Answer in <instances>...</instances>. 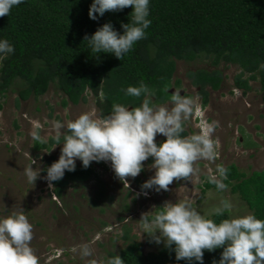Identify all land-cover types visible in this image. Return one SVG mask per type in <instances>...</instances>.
<instances>
[{"label": "trees", "instance_id": "16d2710c", "mask_svg": "<svg viewBox=\"0 0 264 264\" xmlns=\"http://www.w3.org/2000/svg\"><path fill=\"white\" fill-rule=\"evenodd\" d=\"M90 3L91 0H23L8 15L0 16V38L14 47L13 53L0 61V100L15 93V108L19 109L21 103L38 101L52 87L61 96L63 108L85 104L91 97L97 116H105L113 103L139 104L140 98L125 96L121 89L136 86L141 79L154 90V102L166 104L172 91L181 89V82L174 80L177 63L206 61L208 69L188 71L185 76L197 89L202 108L208 105L210 93L218 92L224 84L221 66L236 68L238 74L233 76L232 86L243 96L252 91L250 83L257 82L264 104V70L258 69V63L264 61V0H150L151 24L145 29L146 36L121 59L111 53H91L83 38L105 22L122 32L120 25L128 22L131 6L106 11L92 20L88 17ZM181 135H190L185 123ZM56 143V139L47 143L34 140L35 157L41 151H50ZM255 147L252 142L244 145L246 149ZM53 161L54 157H50L46 166ZM226 168V189L239 197L249 212L264 219V169L246 175L234 165ZM90 182H95L98 189L96 202L104 200L105 184L90 164L87 168L76 164L74 171L66 170L60 180L52 182L53 195L61 199L70 186L85 187ZM142 183L135 181L140 190ZM204 187L216 189L207 180ZM227 216V212L223 216L213 214L210 219L219 222ZM130 233L124 225V247L118 255L125 264H189L183 259L177 261L174 252L165 246L144 255L143 245ZM221 251L222 248L205 250L203 264L218 260Z\"/></svg>", "mask_w": 264, "mask_h": 264}, {"label": "clouds", "instance_id": "9594fccd", "mask_svg": "<svg viewBox=\"0 0 264 264\" xmlns=\"http://www.w3.org/2000/svg\"><path fill=\"white\" fill-rule=\"evenodd\" d=\"M22 2L0 0V16L8 15ZM149 3L150 0H91L88 17L92 20L106 11H119L128 6L132 9L128 22L120 25L122 32H118L111 22H105L90 36L85 34L83 41H87L91 53H111L117 59L126 55L137 41L146 36L145 29L151 24ZM13 51V45L0 38V61ZM258 69L264 70V61L258 63ZM181 90L174 89L166 104H158L153 100L154 90L141 79L136 86L128 85L121 89L125 96L140 98L136 106L113 103L105 116H97L93 108L74 119L52 121L57 141L55 146L61 144L59 157L42 169L30 156L23 169L27 182L34 184L38 178L44 179L49 194L56 199L52 182L60 180L66 170L74 171L79 160L84 168L95 161L128 186L126 178L136 177L145 167L142 162L149 158L151 163L148 167L154 172L141 184L142 190L167 191L174 180L191 181L199 172L195 167L196 161H212L216 157L218 148L212 136L216 122L197 116L193 123L198 132L181 135L184 122L195 108L193 97L181 95ZM199 109L205 108L200 104ZM157 134L165 139L157 142L154 139ZM30 135L35 141L45 142L35 129ZM41 152L47 154L48 151ZM41 171L45 174L43 177L40 176ZM227 173L226 167L217 164L214 171L209 170L207 181L218 191L224 190ZM231 207L229 202L221 201L212 212L223 216ZM147 213H142L139 219L144 229L140 236L146 233L155 243L163 242L174 252L177 261L183 259L189 264L193 261L203 264L205 250L211 252L222 248L219 259L213 260L212 264H264V219L253 213L228 215L215 222L198 211L189 196L177 198L175 202L164 201L161 206H153L151 215ZM32 239L33 225L22 208L0 215V264H40L31 246ZM78 251L82 258L92 257L93 250L87 242L80 244ZM87 264L125 262L120 255L114 254L99 262L88 259Z\"/></svg>", "mask_w": 264, "mask_h": 264}, {"label": "rangeland", "instance_id": "374dc122", "mask_svg": "<svg viewBox=\"0 0 264 264\" xmlns=\"http://www.w3.org/2000/svg\"><path fill=\"white\" fill-rule=\"evenodd\" d=\"M208 68L206 61L177 63L174 80L181 82V95L191 96L195 101L191 117L184 122L185 130L190 134L198 132L193 123L197 116L208 122H216L212 134L218 148L215 159L196 161L195 167L199 169L196 177L191 181L174 180L167 191L159 192L152 189L140 190L135 184L137 179L144 182L153 175L154 170L148 167L149 159L142 162L145 167L136 177L126 178L128 186L115 177L114 173L103 170L93 161L90 163L91 168L105 184V198L99 202H96L95 194L98 189L95 182H90L85 187L70 186L61 199H53L44 179L38 178L34 184L28 183L23 173L30 156L43 169L49 157L57 160L60 154L61 146H54L47 154L41 152L35 157L31 131L37 130L45 140L43 143L55 139L52 121L74 119L82 112L95 109L91 97L85 104H69L63 108L61 96L54 93L51 87L38 101L30 99L21 103L19 109L15 108V93H9L0 100V215L23 209L33 225L31 246L39 257L40 264H87L88 259L99 262L106 259L108 253L118 254L124 247L121 240L124 225L131 230V236L143 245L144 255L155 253L164 244L155 243L146 233H141L140 236V232L144 230L139 221L141 214L148 212L151 215L153 206H161L164 201L175 202L177 198L184 196L191 197L193 206L208 218L213 215V207L221 201L231 204L228 215L251 213L229 189L205 190L204 184L209 170L214 171L217 164L224 167L234 165L246 175L264 169V104L258 93L259 85L257 82L250 83L252 91L243 96L232 86V78L238 74L236 68L221 66L220 70L225 76L224 84L218 92L210 93L208 105L200 110L197 89L190 86L185 76L188 71ZM154 139L160 142L165 137L157 134ZM249 142L256 147L244 148L245 143ZM76 164L81 163L77 160ZM44 175L41 171L40 176ZM119 218L123 221L119 222ZM85 242L93 250L90 258H82L78 251V246ZM74 248L77 250L74 251Z\"/></svg>", "mask_w": 264, "mask_h": 264}]
</instances>
